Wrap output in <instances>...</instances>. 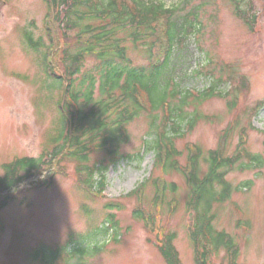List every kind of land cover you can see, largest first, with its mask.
I'll return each instance as SVG.
<instances>
[{"label":"rangeland","instance_id":"1","mask_svg":"<svg viewBox=\"0 0 264 264\" xmlns=\"http://www.w3.org/2000/svg\"><path fill=\"white\" fill-rule=\"evenodd\" d=\"M143 1L165 8L180 5L184 19L197 10L201 30L174 44V79L184 89L205 92L221 78L216 88L221 94L186 108L197 111L198 117L190 129L183 125L185 135L176 139L175 147L182 165L187 162L186 145L200 148V177L209 170L204 158L211 151L238 157L226 167L229 196L213 201L209 216L215 229L237 243V264H264V0H190L188 5L186 0ZM50 17L46 0H0V175L4 163L50 154L56 145L61 87L52 88L26 37L43 36L45 43L53 37L50 59L63 76L62 46ZM178 22V37H183L184 20ZM144 40L141 36L135 44L125 43L133 66L150 63ZM95 63L88 57L86 67ZM95 87L98 95V80ZM149 124L143 113L127 125L129 140L120 145V157L114 162L92 146L86 166L94 168V189L99 190L105 179L102 197L90 195L81 184L86 171L78 168L83 163L69 157L60 160V172L48 177L49 187L17 194L0 212V264H43L33 258L41 245L54 250L67 246L58 249L55 264H167L160 247L171 234L180 262L197 264L200 248L191 234L203 206L189 205L191 193L181 173L163 174L154 168V151L143 150L144 140L151 143L154 138ZM225 137L226 143L221 141ZM158 177L168 186L164 200L156 204L153 179ZM142 184L143 191L129 195ZM81 239L87 248L78 254L74 245ZM211 253L209 264H229L225 249Z\"/></svg>","mask_w":264,"mask_h":264},{"label":"trees","instance_id":"2","mask_svg":"<svg viewBox=\"0 0 264 264\" xmlns=\"http://www.w3.org/2000/svg\"><path fill=\"white\" fill-rule=\"evenodd\" d=\"M46 2L51 12L50 22L56 29L58 42L62 46L60 66L63 76L54 70L50 59L53 37L49 38L51 44L45 43L43 36L37 40L30 34L26 37L32 51L38 53L52 88L59 90L61 87L62 93L57 102L59 118L56 124L58 132L54 139L56 145L50 154L46 153L38 158L18 157L2 165L0 212L17 194L29 192L38 186L49 187L52 181L48 177L56 174L57 170L61 171L59 162L64 157L76 159L84 164H80L81 169L78 168L79 171H86L81 184L87 186V190L91 192L95 182L94 168L89 169L86 164L91 160L92 146L97 150H104L112 162L118 160L120 145L129 140L127 125L136 116L147 113L154 138L151 143L146 140L145 144L147 150L155 153V168H161L163 174L173 171L181 173L191 193L189 205L193 209L199 204L203 206L197 219L198 225L191 234L196 248H200L196 251L197 264H209L207 259L211 250L209 244L204 241L206 235L213 249H225L229 264H237V243L230 234L213 227V216H209V212L213 201L225 200L229 196L230 186L225 179L228 171L226 167L235 163L238 157H223L224 152L220 149L211 151L208 157L204 158L209 164V170L204 177H200V148L192 153L193 148H189V144L186 145L187 162L182 165L179 162L181 152L175 147L176 139L185 135L182 133L183 125L187 124L190 129L198 117L197 111L187 112L186 108L192 104L200 105L212 95L220 94V91L216 93V88L221 78L213 81L209 90L197 94L182 88L176 78L174 79L177 66L172 60L174 44L179 43L182 38L186 39L188 34L201 30L197 10L188 13L184 19L180 15V5L165 8L163 4L154 1ZM190 2L186 0L184 4L188 5ZM242 12L238 10L237 14L242 16ZM160 18L166 20L164 37L167 39V46H163L159 40ZM180 19H183L185 24L183 37H178ZM46 32L50 37V27L46 26ZM71 32L73 33L69 34ZM122 33L128 38L121 37ZM141 36L146 39L144 45L149 53L150 63L147 67L133 66L132 60L127 56L125 43L131 41L135 44L140 41ZM160 53H164L163 59ZM88 57L96 60L92 68L86 67ZM97 80L100 88L98 95L95 94ZM68 96L75 105L68 102ZM144 98L149 101L147 107L141 102ZM67 124L68 131L65 129ZM223 140L226 142V137ZM103 181L104 179L99 183L100 190L104 186ZM153 183L156 187L153 202L157 204L158 201L164 200L168 184L165 179L159 177L155 178ZM143 189L144 185H141L129 195ZM170 190L175 188L170 187ZM109 207L113 208L115 205ZM136 212L142 215L141 210ZM110 217L113 219V214ZM173 237L171 234L166 238L160 252L167 264H182L173 247ZM84 244V240H79L74 245L76 248L73 252H84L87 248ZM41 246L43 247L38 246L41 251L37 250L33 258L43 264H55L58 249L67 248L65 245L66 248L56 247L54 250L51 246Z\"/></svg>","mask_w":264,"mask_h":264}]
</instances>
